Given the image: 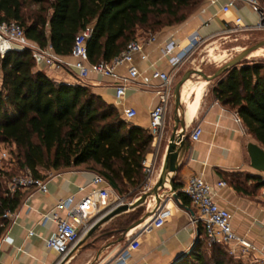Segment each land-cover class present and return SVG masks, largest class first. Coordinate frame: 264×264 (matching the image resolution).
I'll return each mask as SVG.
<instances>
[{
  "label": "trees",
  "instance_id": "trees-1",
  "mask_svg": "<svg viewBox=\"0 0 264 264\" xmlns=\"http://www.w3.org/2000/svg\"><path fill=\"white\" fill-rule=\"evenodd\" d=\"M202 1L0 0V20L16 23L26 40L39 48L49 46L59 57L68 56L73 38L90 26L85 50L88 63H94L108 61L139 33L151 35L181 24ZM34 63L27 48L0 56V144L11 146L16 165L14 170L0 167V234L7 222L1 214L19 201L17 192L5 195V182L12 175L27 170L41 177L40 170L80 166L101 176L116 194L129 188L139 191L141 162L153 146L146 130L118 120L117 110L88 86L55 82L35 70ZM210 95L264 147L263 64L239 62L228 68L216 78ZM172 190L177 202L186 205L187 198L174 184ZM139 213H129L119 231ZM202 239L172 264H247L227 254L223 245L209 244L203 253Z\"/></svg>",
  "mask_w": 264,
  "mask_h": 264
},
{
  "label": "crops",
  "instance_id": "crops-1",
  "mask_svg": "<svg viewBox=\"0 0 264 264\" xmlns=\"http://www.w3.org/2000/svg\"><path fill=\"white\" fill-rule=\"evenodd\" d=\"M225 2L226 0H203L181 24L165 27L151 34L153 41L150 43L145 42L149 35L137 34L135 40L142 43L145 59L140 60L136 55L132 58V64L138 72L136 82L155 85L158 78L153 74L166 73L169 70L165 58L161 55V48L165 43L173 41L181 48L186 44L187 37L194 32L204 39L214 36L224 38L226 27L233 26L235 17L239 18L242 25H253L256 22V14L238 1L226 12L221 11L220 7ZM60 58L71 62L69 56ZM34 69L43 72L55 82L85 84L92 93L117 111L121 105L130 106L134 114L128 121L129 126L146 130L148 112L156 102L151 89L129 85L125 88L123 97L115 100L112 96V85L115 82L99 74L89 72L84 80L75 81L74 71L68 68L53 71L42 63L35 62ZM116 72L124 75V67H118ZM173 81L174 75L171 77V85ZM187 81L197 83L189 79ZM203 85L181 93L182 110L179 109L178 118L183 126L184 149L178 155L172 184L179 190L187 176H200L211 187L213 202L229 214L231 231L248 243L251 249L241 253L234 243H228L224 247L235 249L238 254L235 258L244 263H264V198L261 196L264 170H255L249 165L245 146L252 143L263 152L264 147L247 133L241 123H235L232 112L222 108L210 94H201ZM172 127L173 121L169 135ZM193 127L200 129L195 141L188 139ZM178 130L177 124L175 132ZM161 135L162 133L160 139ZM164 149L165 146L159 154L153 177L147 180L149 184H153L158 178ZM146 158L148 159V154ZM40 175L45 180L46 192L32 189L17 191L19 201L13 208L14 215L6 222L0 234V264H57L60 258L44 246V241L54 231V223L44 216L48 215L56 201L68 196L75 201L92 188L90 180L93 171L80 166L50 170L46 175ZM218 181H222L224 185L216 186ZM111 191L112 195H117L113 189ZM138 195V190L133 191L131 201ZM163 197L161 207L168 209V216L159 227L152 228L145 234L144 240L128 255L125 264H172L202 236L198 224L191 222L194 210L190 204L187 202L186 205H181L177 201L166 199L165 195ZM141 204L143 203L139 205ZM150 206L146 205L145 209ZM131 210L108 218L88 236L81 235L78 239L80 244L64 264H115L116 254L127 242V238H119L130 224L119 231L115 222ZM58 215L62 216L63 211L60 210ZM138 226L129 229L127 236Z\"/></svg>",
  "mask_w": 264,
  "mask_h": 264
},
{
  "label": "built area",
  "instance_id": "built-area-1",
  "mask_svg": "<svg viewBox=\"0 0 264 264\" xmlns=\"http://www.w3.org/2000/svg\"><path fill=\"white\" fill-rule=\"evenodd\" d=\"M236 1L246 5L251 12L256 14L257 19L253 25H242L239 18L235 17L232 21L234 27L243 30L264 27V11L259 7L257 0H226L220 7V10L226 12L229 8L233 7ZM90 34V26L84 27L76 34L68 55L71 58V62H65L59 56L54 55L49 46L39 48L35 43L26 40L23 37L21 28L16 23L0 20V56L14 48H27L31 51L34 61L42 63L47 69L60 71L63 68H68L73 70L75 81L84 80L89 72L99 74L115 82L112 85V96L115 100L123 97L124 90L129 85L151 89L156 102L148 112L146 131L152 138V145L157 146L163 126V117L171 99V77L174 75L180 62L202 38L194 32L187 37L186 44L181 48L173 41L165 43L161 48V55L165 58L169 70L166 73L155 72L153 75L158 78V83L149 85L147 83L136 82L138 72L132 64L134 55L140 60L145 59L140 41L135 39L128 41L122 50L108 61L88 63L85 42L88 40ZM152 41V35H149L145 40L146 43ZM120 66L124 67V75H119L116 72V69ZM133 114L134 110L130 106L121 105L117 111V119L122 122H128ZM233 120L237 124L241 123L236 115L233 116ZM199 133L200 129L193 127L188 134V139L191 141L197 140ZM146 155L141 162L142 173L152 171L151 166L155 154L153 152L148 153V159ZM5 159V152L0 151V162ZM90 184L92 188L77 200L73 201L71 196L58 200L53 204L48 215L44 216L54 223L53 234L44 241V246L47 250L54 252L59 258L64 256L73 247L80 236L84 234L95 220L115 206L123 203L130 204L138 197L131 202H122V199L115 198V195H112V189L109 184L96 173H93ZM215 185L223 186L224 183L218 181ZM24 189H32L44 193L46 192L45 180L41 177H34L27 170H24L12 175L5 182V195L10 196L18 190ZM179 191L187 198L188 203L194 210V217L191 218V222L198 224L207 244L224 246L228 243H234L235 246L239 247L241 253L247 249H251L248 243L231 231L228 221L229 214L213 202L211 187L200 176H187ZM261 196L264 198V187L261 190ZM60 210L63 211L62 216L58 215ZM168 214V209L161 207L160 203L159 207L154 210L150 217L140 223L134 232L126 236L127 242L123 249L116 254L115 264H125L128 255L144 240L145 234L152 228L159 227ZM13 215V210H6L1 214V218L8 222ZM27 234H30V232H27ZM226 252L233 257H238L233 248L226 249ZM262 259L264 261V256Z\"/></svg>",
  "mask_w": 264,
  "mask_h": 264
},
{
  "label": "rangeland",
  "instance_id": "rangeland-1",
  "mask_svg": "<svg viewBox=\"0 0 264 264\" xmlns=\"http://www.w3.org/2000/svg\"><path fill=\"white\" fill-rule=\"evenodd\" d=\"M260 6L264 7V4L259 5V7ZM225 33L226 34L224 35L225 36L224 38H220L219 36H214V37L206 38V39L202 38V40L196 44L193 50L177 66V69L174 73V81L172 82L171 87L179 79V77L181 76L183 72L190 70V69H199L205 75L211 74L216 68L221 66L224 62L229 60L231 57H233L241 49L248 47L251 44L263 39L264 38V27L260 29L243 30V29L231 26V27H226ZM260 49L261 51H258ZM240 62L241 63L256 62V63H261L264 65V47L251 51ZM188 79L190 81H197V82L203 80L201 77H199L198 75H194V74L189 76ZM215 80L216 78L211 81H208V82L205 81L204 83H202L204 85H203L201 94H210V89L214 85ZM188 84H191V83L188 81H185L183 86H186ZM202 84H200L199 86H201ZM172 108H173V105L170 99L167 105L165 114H164L163 126L161 129V133H162L161 139L157 143L158 144L157 146L154 145L146 153L148 154V153L153 152V154H155L153 157V164L151 166L152 171L156 169L158 165V161H159V154L161 153L163 147L166 146V140H168L167 137H169L170 128L172 124ZM179 109L182 110V103H180ZM178 113L180 114V111ZM124 123L129 125V122H124ZM11 150L12 148L10 145L0 144V151L5 152L6 154V159L0 162V167L3 169L9 168V169L14 170L16 168L15 163H13L11 160L12 155L9 154ZM48 171L50 170H40V173L42 175H46ZM152 171L148 173H143L142 184L140 186L141 189L139 190V195H141L144 192H147L151 188L152 184L149 185V182L147 180L153 177ZM155 181L156 180H154V182ZM130 190L131 188H129L128 191H126L125 193L115 195V198L117 197V198L122 199V202H131L132 200L131 198L133 197L131 192L135 190H131V191ZM165 190H168V188ZM153 202H154L153 197H147L146 201L143 202V204L138 205L135 210L132 209L131 211L121 215L120 218L115 222V224L123 225L125 221L127 220V217H128L127 215L131 212L138 211L140 212L138 217L141 216L146 211L145 206L146 205L150 206ZM200 238L202 239V236H200ZM202 242H203V245H202L201 251L203 253H208V250L210 248L209 244H207L203 239H202ZM222 247L226 250L224 246Z\"/></svg>",
  "mask_w": 264,
  "mask_h": 264
},
{
  "label": "water",
  "instance_id": "water-1",
  "mask_svg": "<svg viewBox=\"0 0 264 264\" xmlns=\"http://www.w3.org/2000/svg\"><path fill=\"white\" fill-rule=\"evenodd\" d=\"M264 47V38L251 44L248 47H245L241 49L239 52H237L233 57H231L229 60L224 62L221 66L216 68L211 74L205 75L203 74L199 69H190L181 74L179 79L174 83L171 90V101H172V121H173V127L171 134L168 137L162 162H161V168H165V172L163 175L159 174L156 181L152 184L151 188L147 191L142 193L137 197L136 200L131 202L130 204H119L112 208L110 211L102 215L100 218L95 220L89 228L84 232L85 236H88L96 227H98L101 223L106 221L108 218L112 217L115 214H118L120 212L128 211L139 205L140 203H143L147 197H153L154 202L153 204L136 220L131 222L124 230V232L121 234L119 240L125 239L127 236V231L129 229L133 228L136 225H139L143 221H145L148 217H150L154 210L157 209L163 200V195H165L166 199L169 198L171 200L177 201L175 192L172 190V175L175 172L177 165H178V155L180 152L184 149V134H183V126L182 122L179 120V105H180V97H179V90L181 85L188 79L189 76L192 74L198 75L201 77L204 81L208 82L215 78H217L221 73H223L228 68L237 65L242 59H244L251 51ZM179 126L178 132H175L176 126ZM245 151L248 156L249 165L258 171L264 170V152L261 148H259L257 145L248 143L245 146ZM111 189L113 187L109 185ZM168 190H165L167 189ZM83 234V235H84ZM80 240H78L73 247L64 255L62 256L57 264H64L72 255L73 251L76 249V247L80 244ZM192 247V246H191ZM191 248H189L190 250ZM188 250V251H189ZM188 251L186 253H188ZM182 254L179 256L174 262L179 261L182 259L185 255ZM173 262V263H174Z\"/></svg>",
  "mask_w": 264,
  "mask_h": 264
},
{
  "label": "bare ground",
  "instance_id": "bare-ground-1",
  "mask_svg": "<svg viewBox=\"0 0 264 264\" xmlns=\"http://www.w3.org/2000/svg\"><path fill=\"white\" fill-rule=\"evenodd\" d=\"M186 81H187V80H186ZM196 82H197V81H196ZM204 82H205V81L202 80V81H198L196 84L191 83V84H188V85H186V86H183V84L185 83V82H184V83L181 85L180 90H179L180 102H181V93H183V92H187V91H190V90L194 89L195 87L199 86L200 84H202V83H204ZM182 86H183V87H182ZM164 172H165V168H161V171H160L159 174L163 175ZM158 176H159V175H158ZM149 185H150V184H149Z\"/></svg>",
  "mask_w": 264,
  "mask_h": 264
}]
</instances>
